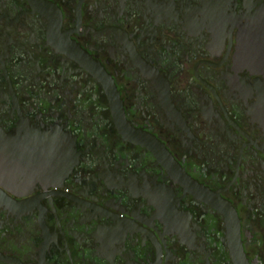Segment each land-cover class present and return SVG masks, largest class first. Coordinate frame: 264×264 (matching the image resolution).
<instances>
[{
    "label": "flooded vegetation",
    "instance_id": "flooded-vegetation-1",
    "mask_svg": "<svg viewBox=\"0 0 264 264\" xmlns=\"http://www.w3.org/2000/svg\"><path fill=\"white\" fill-rule=\"evenodd\" d=\"M263 14L0 0V264H264Z\"/></svg>",
    "mask_w": 264,
    "mask_h": 264
},
{
    "label": "water",
    "instance_id": "water-1",
    "mask_svg": "<svg viewBox=\"0 0 264 264\" xmlns=\"http://www.w3.org/2000/svg\"><path fill=\"white\" fill-rule=\"evenodd\" d=\"M256 35L250 38V44L242 48V57L245 59V65L252 72L264 75V14L257 16L251 21ZM252 41H254L252 43ZM264 102V94H263Z\"/></svg>",
    "mask_w": 264,
    "mask_h": 264
}]
</instances>
